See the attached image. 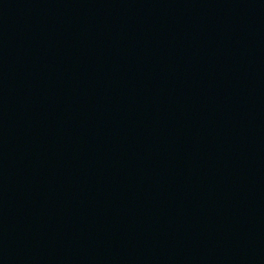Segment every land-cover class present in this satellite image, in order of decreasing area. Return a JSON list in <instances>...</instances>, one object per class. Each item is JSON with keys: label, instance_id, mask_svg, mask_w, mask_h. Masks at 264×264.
<instances>
[{"label": "water", "instance_id": "1", "mask_svg": "<svg viewBox=\"0 0 264 264\" xmlns=\"http://www.w3.org/2000/svg\"><path fill=\"white\" fill-rule=\"evenodd\" d=\"M0 264H264V0H0Z\"/></svg>", "mask_w": 264, "mask_h": 264}]
</instances>
